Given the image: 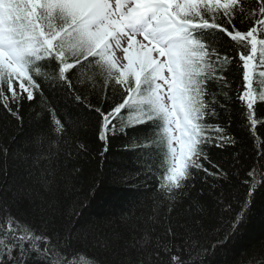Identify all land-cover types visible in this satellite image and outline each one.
I'll use <instances>...</instances> for the list:
<instances>
[{
  "label": "snow or ice",
  "instance_id": "obj_1",
  "mask_svg": "<svg viewBox=\"0 0 264 264\" xmlns=\"http://www.w3.org/2000/svg\"><path fill=\"white\" fill-rule=\"evenodd\" d=\"M233 67L242 72L236 98L255 128V106L264 102V0H0V110L21 127L25 101L37 94L41 100L25 132L26 149L45 142L46 125L49 142L68 132L72 113L61 116L57 98L80 105L81 89L101 81L103 99L112 103L92 109L101 118L98 139L107 144L131 129L125 150L137 154L136 178L159 174L160 201L192 200L183 224L153 218L151 227L125 223L123 231L89 239L64 231L54 211L29 215L22 190L9 195L6 185L0 264H207L210 254L226 249L264 190V145L248 168L238 152L227 170L211 155L238 143L228 130ZM221 113L229 114L228 123H219ZM0 155L7 172L12 150L0 147ZM48 171L50 179H42L54 185L56 173ZM233 177L242 194L229 187ZM197 182L200 199L204 192L215 196L223 225L211 244L201 223L205 206L191 196ZM248 264H264V254L253 253Z\"/></svg>",
  "mask_w": 264,
  "mask_h": 264
},
{
  "label": "trees",
  "instance_id": "obj_2",
  "mask_svg": "<svg viewBox=\"0 0 264 264\" xmlns=\"http://www.w3.org/2000/svg\"><path fill=\"white\" fill-rule=\"evenodd\" d=\"M228 48L229 45L225 44V50ZM230 79L233 99L229 107L228 130L238 143L227 149H211L213 160L222 162L225 170L232 166V156L236 152L241 155L245 168L258 163L257 149L264 145V102L258 101L255 106L256 127H248L250 121L245 120L246 108L236 98L235 91L242 86V72L233 67ZM81 91L83 103L80 105L68 104L57 98L60 115L68 119V113H72L69 120L71 127L59 137L52 136L49 142L50 126L46 125V139L38 149H26L24 136L33 123V112L41 110L39 94L33 103L25 101L22 109L24 124L21 127H17L0 110V147L12 150L7 159V172L3 171L5 157L0 155V195H3L6 185L9 195L20 189L24 193V207L29 209V215L31 211L49 214L54 211L53 218L64 231L75 229L77 234L89 239L93 233L123 231L125 223L143 224L147 221L151 227L153 218L166 223L170 217L173 222L185 223L189 218L191 199L185 197L171 204L160 201L158 181L162 177L159 174L147 181L143 175L136 178L139 170L137 154L125 150L134 135L131 129L111 137L107 144L98 139L101 118L92 109L99 107L103 110L112 103L103 99L105 90L102 82L97 81L94 88L89 85ZM106 92L108 96H113L110 88ZM45 95L52 98L48 92ZM114 99L120 101L119 91ZM229 114L221 113L219 123H228ZM123 115L126 117L127 112ZM44 116L47 120V113ZM81 144L86 148H80ZM17 152L19 155H16ZM49 169L57 176L54 185H45L42 179H50ZM201 187L197 182L191 196L205 206L201 223L203 231L208 234L207 243L211 244L215 242L216 230L223 225L215 196L204 192V199H200L198 193ZM229 187L240 190L241 194L243 192L236 177L231 179ZM253 253L264 254V190L255 194L246 225L237 238L226 249L218 250L214 256L210 254L207 264H248Z\"/></svg>",
  "mask_w": 264,
  "mask_h": 264
},
{
  "label": "rangeland",
  "instance_id": "obj_3",
  "mask_svg": "<svg viewBox=\"0 0 264 264\" xmlns=\"http://www.w3.org/2000/svg\"><path fill=\"white\" fill-rule=\"evenodd\" d=\"M118 55H119V53H118Z\"/></svg>",
  "mask_w": 264,
  "mask_h": 264
}]
</instances>
